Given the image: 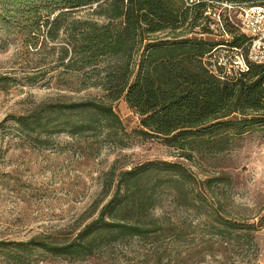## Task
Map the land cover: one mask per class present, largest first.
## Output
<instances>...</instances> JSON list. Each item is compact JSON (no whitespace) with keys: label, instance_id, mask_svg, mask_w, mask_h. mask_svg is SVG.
Returning a JSON list of instances; mask_svg holds the SVG:
<instances>
[{"label":"trees","instance_id":"obj_1","mask_svg":"<svg viewBox=\"0 0 264 264\" xmlns=\"http://www.w3.org/2000/svg\"><path fill=\"white\" fill-rule=\"evenodd\" d=\"M208 8L219 6L208 0H0V31L20 33L24 51L46 50L44 56H53L54 65H38L28 81L55 68L60 75L78 72L82 89L98 90L79 99L45 100L10 115L17 130L45 146L62 132L125 145L130 133L114 105L123 99L139 116L133 133L163 138L179 157L196 162L228 149L233 136L264 123V63H250L237 79L210 72L205 55L221 43L242 45L246 37L222 12L231 38L203 37L216 31ZM9 79L0 74V80ZM219 179L210 177L207 191L198 190L193 173L180 161L147 160L126 169L113 165L101 192V200L107 199L72 236L0 241V248L15 263L35 250L81 260L135 237H179L184 229L156 211L166 201L202 212L223 238L248 235L244 228L254 223L222 214L213 189Z\"/></svg>","mask_w":264,"mask_h":264},{"label":"rangeland","instance_id":"obj_2","mask_svg":"<svg viewBox=\"0 0 264 264\" xmlns=\"http://www.w3.org/2000/svg\"><path fill=\"white\" fill-rule=\"evenodd\" d=\"M217 11L226 12L220 7ZM232 16L238 14L232 11ZM214 29L202 36L215 42L227 40ZM22 43L20 33L0 31V74L10 78L0 80V241L72 236L107 199L101 200V192L113 165L126 169L154 159L182 162L193 173L198 190L207 191V179L219 177L213 189L223 204L222 214L254 226L244 228L248 235L223 238L215 229L216 222L202 212L166 201L156 211H163L170 222L184 229L179 237H135L81 260L35 250L15 263L0 248V264H264V123L233 136L223 152L192 162L179 157L161 137L134 134L139 116L120 99L114 105L130 133L125 145L105 138L78 139L67 132L54 134L48 146L35 144L17 130L10 115L26 113L45 100L79 99L98 90L82 89L78 72L60 75L55 68L28 81L27 74L41 68L38 65L54 62L52 55L44 56L46 50L24 51ZM207 197L210 203L212 197Z\"/></svg>","mask_w":264,"mask_h":264},{"label":"built area","instance_id":"obj_3","mask_svg":"<svg viewBox=\"0 0 264 264\" xmlns=\"http://www.w3.org/2000/svg\"><path fill=\"white\" fill-rule=\"evenodd\" d=\"M226 12L228 21L246 37L242 45L218 44L203 58L210 72L222 79H237L247 71L250 63H264V0H208ZM232 11L238 16L234 18ZM212 28L219 29L227 40L231 35L225 28V19L221 12L208 8ZM226 40V41H227Z\"/></svg>","mask_w":264,"mask_h":264}]
</instances>
